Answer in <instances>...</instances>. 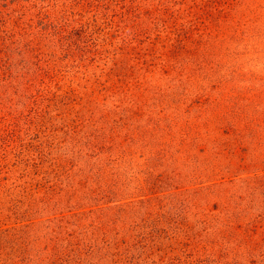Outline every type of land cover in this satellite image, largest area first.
<instances>
[{"label":"rangeland","instance_id":"374dc122","mask_svg":"<svg viewBox=\"0 0 264 264\" xmlns=\"http://www.w3.org/2000/svg\"><path fill=\"white\" fill-rule=\"evenodd\" d=\"M0 264H264V0H0Z\"/></svg>","mask_w":264,"mask_h":264}]
</instances>
